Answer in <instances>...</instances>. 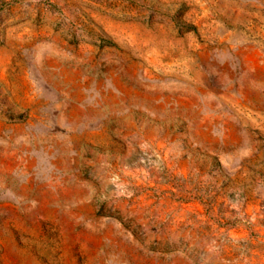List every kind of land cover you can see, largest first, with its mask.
<instances>
[{"label":"rangeland","instance_id":"rangeland-1","mask_svg":"<svg viewBox=\"0 0 264 264\" xmlns=\"http://www.w3.org/2000/svg\"><path fill=\"white\" fill-rule=\"evenodd\" d=\"M0 264H264V0H0Z\"/></svg>","mask_w":264,"mask_h":264}]
</instances>
